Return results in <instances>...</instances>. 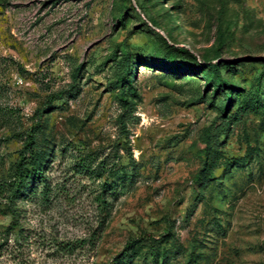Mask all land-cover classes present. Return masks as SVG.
<instances>
[{
    "label": "rangeland",
    "instance_id": "374dc122",
    "mask_svg": "<svg viewBox=\"0 0 264 264\" xmlns=\"http://www.w3.org/2000/svg\"><path fill=\"white\" fill-rule=\"evenodd\" d=\"M0 264H264V0H0Z\"/></svg>",
    "mask_w": 264,
    "mask_h": 264
},
{
    "label": "trees",
    "instance_id": "16d2710c",
    "mask_svg": "<svg viewBox=\"0 0 264 264\" xmlns=\"http://www.w3.org/2000/svg\"><path fill=\"white\" fill-rule=\"evenodd\" d=\"M212 75L218 81V88L220 87L224 88L229 86L225 81L221 80L217 66L212 67ZM122 82L129 85L130 83L129 77L124 75L122 77ZM34 147H35V139L33 137H30V139L24 146L25 151H23V153L21 154L16 166V170H15L16 183L13 185V188H11L13 195L18 191L19 188L25 187L29 183L30 179L32 178L31 176L33 174L38 175L40 173V169L38 166V158L36 153L34 152ZM29 168L30 170H28Z\"/></svg>",
    "mask_w": 264,
    "mask_h": 264
}]
</instances>
